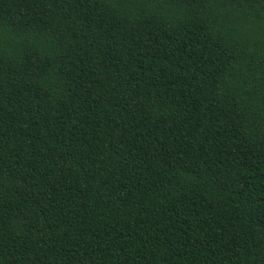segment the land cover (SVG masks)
<instances>
[{"label": "trees", "instance_id": "obj_1", "mask_svg": "<svg viewBox=\"0 0 264 264\" xmlns=\"http://www.w3.org/2000/svg\"><path fill=\"white\" fill-rule=\"evenodd\" d=\"M0 264H264V0H0Z\"/></svg>", "mask_w": 264, "mask_h": 264}]
</instances>
